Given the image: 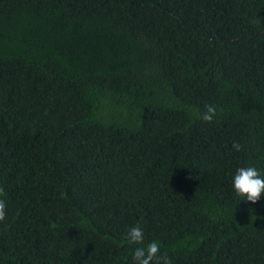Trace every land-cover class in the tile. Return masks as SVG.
Returning <instances> with one entry per match:
<instances>
[{
    "label": "trees",
    "instance_id": "obj_1",
    "mask_svg": "<svg viewBox=\"0 0 264 264\" xmlns=\"http://www.w3.org/2000/svg\"><path fill=\"white\" fill-rule=\"evenodd\" d=\"M248 166L264 0H0V264H134L137 224L172 264H264Z\"/></svg>",
    "mask_w": 264,
    "mask_h": 264
},
{
    "label": "clouds",
    "instance_id": "obj_2",
    "mask_svg": "<svg viewBox=\"0 0 264 264\" xmlns=\"http://www.w3.org/2000/svg\"><path fill=\"white\" fill-rule=\"evenodd\" d=\"M217 108L215 105H206L205 110L198 114V118L206 123H211L217 117ZM233 149L240 151L242 146L239 143H233ZM232 187L239 200L255 204L264 195V175L255 167H240L236 170ZM4 195V190L0 187V197ZM7 217L6 202L0 199V222L5 221ZM126 240L130 245H136L133 252L134 264H172L166 252H161L159 242L153 240L145 243L143 228L137 224L128 229Z\"/></svg>",
    "mask_w": 264,
    "mask_h": 264
}]
</instances>
